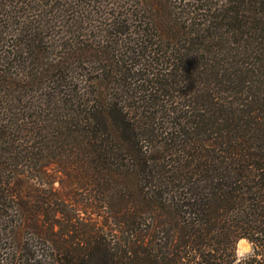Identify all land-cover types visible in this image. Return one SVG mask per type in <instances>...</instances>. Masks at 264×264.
<instances>
[{
    "label": "trees",
    "instance_id": "16d2710c",
    "mask_svg": "<svg viewBox=\"0 0 264 264\" xmlns=\"http://www.w3.org/2000/svg\"><path fill=\"white\" fill-rule=\"evenodd\" d=\"M242 238L264 264V0H0V264H233Z\"/></svg>",
    "mask_w": 264,
    "mask_h": 264
},
{
    "label": "rangeland",
    "instance_id": "374dc122",
    "mask_svg": "<svg viewBox=\"0 0 264 264\" xmlns=\"http://www.w3.org/2000/svg\"><path fill=\"white\" fill-rule=\"evenodd\" d=\"M53 169L55 168H51L50 171L52 172ZM54 176H57V179L54 181V183L51 185L53 187V189H64L63 188V183H62V178L59 177V174H53ZM66 178V177H65ZM68 188H70V185H65V190H68ZM81 189H74L73 191L71 190L70 194H66L67 197L71 198L72 200V204H75V206H78V202L82 199L83 195L81 193ZM55 206L57 204H54ZM82 214H84V221L81 222H77V228L74 229L75 233H81L82 236L85 239H88L91 234H93V227H92V222L97 221L98 219H103L102 217V211L99 208L93 209V211H89L86 213V211H81ZM62 219L65 221L64 217L62 216ZM57 228H64L65 226L63 224H59L57 223L56 225ZM90 231V233H89ZM112 237V234H108V239H110ZM38 262L39 264H52V262L50 261V259L44 258V257H40L38 258Z\"/></svg>",
    "mask_w": 264,
    "mask_h": 264
},
{
    "label": "clouds",
    "instance_id": "9594fccd",
    "mask_svg": "<svg viewBox=\"0 0 264 264\" xmlns=\"http://www.w3.org/2000/svg\"><path fill=\"white\" fill-rule=\"evenodd\" d=\"M256 256L254 243L246 238H242L236 244L233 264H245V262Z\"/></svg>",
    "mask_w": 264,
    "mask_h": 264
}]
</instances>
